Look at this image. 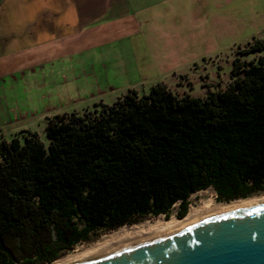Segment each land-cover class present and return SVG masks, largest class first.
I'll return each mask as SVG.
<instances>
[{
    "label": "trees",
    "instance_id": "16d2710c",
    "mask_svg": "<svg viewBox=\"0 0 264 264\" xmlns=\"http://www.w3.org/2000/svg\"><path fill=\"white\" fill-rule=\"evenodd\" d=\"M248 46L224 90L157 84L49 117L46 141L29 130L2 140L0 264H51L101 231L169 219L177 204L183 218L207 189L225 203L264 193V41Z\"/></svg>",
    "mask_w": 264,
    "mask_h": 264
},
{
    "label": "crops",
    "instance_id": "0c3cea01",
    "mask_svg": "<svg viewBox=\"0 0 264 264\" xmlns=\"http://www.w3.org/2000/svg\"><path fill=\"white\" fill-rule=\"evenodd\" d=\"M258 40L264 0H0V142L157 84L224 90Z\"/></svg>",
    "mask_w": 264,
    "mask_h": 264
},
{
    "label": "water",
    "instance_id": "95a60500",
    "mask_svg": "<svg viewBox=\"0 0 264 264\" xmlns=\"http://www.w3.org/2000/svg\"><path fill=\"white\" fill-rule=\"evenodd\" d=\"M74 264H264V202Z\"/></svg>",
    "mask_w": 264,
    "mask_h": 264
},
{
    "label": "bare ground",
    "instance_id": "6f19581e",
    "mask_svg": "<svg viewBox=\"0 0 264 264\" xmlns=\"http://www.w3.org/2000/svg\"><path fill=\"white\" fill-rule=\"evenodd\" d=\"M260 202H264V198L243 199L233 201L230 204L216 205L213 198H210L209 200L207 199V201H205L203 210L191 209L189 213L181 219L173 217L169 220H165L161 217H158L154 220L150 219L145 221L144 223L134 225L132 227H121L111 233L102 236L99 242L93 245V248L90 249V251H84L85 253H82V255L67 256L51 264L78 263L115 251L137 242L166 235L206 216Z\"/></svg>",
    "mask_w": 264,
    "mask_h": 264
},
{
    "label": "rangeland",
    "instance_id": "374dc122",
    "mask_svg": "<svg viewBox=\"0 0 264 264\" xmlns=\"http://www.w3.org/2000/svg\"><path fill=\"white\" fill-rule=\"evenodd\" d=\"M248 47L249 46H245V47H243V48H237L236 49V51H235V53H236V55H237V53H239V52H243V51H245L246 49H248ZM237 51H239V52H237ZM242 56V55H241ZM230 65H228V64H225V67H226V72L228 71L227 70V67H229ZM229 74V72L227 73V75ZM228 81H229V77L228 76H226L225 77V85H227V83H228ZM222 87V86H221ZM223 88V87H222ZM199 89H200V86H197L196 87V89H195V94H196V96H197V92H199ZM199 96V95H198ZM95 108V106H92L90 109H88V110H93ZM42 138L44 139V141H46V134H44V135H42ZM210 198H213V200H214V202H215V204L216 205H218V204H230L231 202H233V201H231V202H229V203H225V202H218L217 200H216V193H215V191L213 190V189H207V190H204V191H200V192H198V193H196V194H193L191 197H190V205H189V209H188V212H187V214L189 213V211L191 210V209H199V210H203L204 209V204H205V201H207V199L209 200ZM250 198H253V199H261V198H264V193H261V194H257V195H253V196H251V197H248V198H246V199H250ZM239 200H243V199H239ZM235 201H237V200H235ZM193 207V208H192ZM186 214V215H187ZM159 217H161V218H163V219H165V220H169V219H171V218H173V217H176V218H179L178 217V204L176 205V206H174V208H173V210H172V215H171V217L169 218V219H166V217L164 216V215H162V216H159ZM156 218H158V217H152V218H148V219H145L144 221H141V222H139V223H136V224H134V225H138V224H141V223H144L145 221H147V220H154V219H156ZM179 219H181V218H179ZM134 225H125V226H122V227H132V226H134ZM121 228V227H120ZM117 229H119V228H117ZM117 229H114V230H117ZM114 230H111V231H101V232H99L98 233V236H96V237H94L93 238V240L92 241H90V242H88V243H82V244H79L78 246H76L75 248H74V250H72L70 253H67V254H65V255H63L61 258H59V259H62V258H65V257H67V256H73V255H82V253L84 254L85 252H88V251H90V249H92L93 248V245H95L97 242H99V240L102 238V236H104L105 234H108V233H111V232H113ZM85 251V252H84ZM59 259H57V260H59ZM56 260V261H57ZM52 263H54V262H52ZM50 264V263H49Z\"/></svg>",
    "mask_w": 264,
    "mask_h": 264
}]
</instances>
